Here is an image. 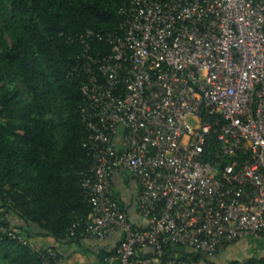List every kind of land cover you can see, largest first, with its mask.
I'll return each mask as SVG.
<instances>
[{
    "label": "built area",
    "instance_id": "1",
    "mask_svg": "<svg viewBox=\"0 0 264 264\" xmlns=\"http://www.w3.org/2000/svg\"><path fill=\"white\" fill-rule=\"evenodd\" d=\"M116 11L112 30L75 35L91 210L66 235L120 231L121 264H201L190 253L264 241V0H124ZM93 37L110 53H90ZM120 170L139 185L144 227L112 187ZM0 233L22 240L2 222ZM28 243L41 264H66L54 246ZM249 259L232 260L264 264Z\"/></svg>",
    "mask_w": 264,
    "mask_h": 264
},
{
    "label": "trees",
    "instance_id": "2",
    "mask_svg": "<svg viewBox=\"0 0 264 264\" xmlns=\"http://www.w3.org/2000/svg\"><path fill=\"white\" fill-rule=\"evenodd\" d=\"M123 1L0 0V222L22 236L0 233V264H41L28 243L34 232L12 225L8 214L61 238L90 213L79 184L88 162L79 110L86 75L70 73L84 50L75 35L115 28ZM89 42L94 56L111 51L104 39Z\"/></svg>",
    "mask_w": 264,
    "mask_h": 264
},
{
    "label": "crops",
    "instance_id": "3",
    "mask_svg": "<svg viewBox=\"0 0 264 264\" xmlns=\"http://www.w3.org/2000/svg\"><path fill=\"white\" fill-rule=\"evenodd\" d=\"M111 183L122 208L127 212L128 216L142 227L146 226L147 219L138 210L137 194L139 185L137 181L126 170H120L112 176ZM7 218L12 225H21L25 228L32 229L34 235L31 236V241L35 245L41 247L48 245L54 246L64 258L66 264H121L117 257V249L122 237L120 231H114L103 239L85 238L77 240L68 237L56 238L53 235L45 233V231L33 224L27 226L20 218L12 213L8 214ZM238 242L215 256L200 260V263L217 264L219 260H224V258L226 259L229 256L230 249L239 244ZM113 250H116V253L114 255H108ZM142 251L148 254L151 253L150 248H144ZM262 256H264V252L261 251L259 254L253 253L249 256L238 258H257ZM234 258L237 257H232L230 260Z\"/></svg>",
    "mask_w": 264,
    "mask_h": 264
},
{
    "label": "rangeland",
    "instance_id": "4",
    "mask_svg": "<svg viewBox=\"0 0 264 264\" xmlns=\"http://www.w3.org/2000/svg\"><path fill=\"white\" fill-rule=\"evenodd\" d=\"M190 121L194 124L193 118H190ZM238 243L239 244L230 249L229 256H227L226 259L224 258V260H219L218 263L228 264L232 257H246L253 253L259 254L261 251L264 252V241L257 238L247 237L240 239Z\"/></svg>",
    "mask_w": 264,
    "mask_h": 264
}]
</instances>
